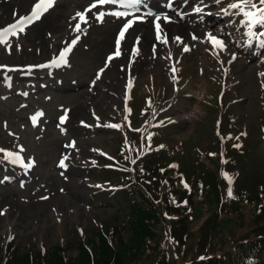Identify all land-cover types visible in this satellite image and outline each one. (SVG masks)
<instances>
[{
	"label": "rangeland",
	"instance_id": "obj_1",
	"mask_svg": "<svg viewBox=\"0 0 264 264\" xmlns=\"http://www.w3.org/2000/svg\"><path fill=\"white\" fill-rule=\"evenodd\" d=\"M230 1L147 0L140 15L151 10L172 22L161 21L157 39L154 16H145L121 41L118 57L116 41L125 21L106 15L101 22L96 16L125 9L98 5L89 11L97 0H56L40 20L0 45V66H6L0 67V149L18 153L31 165L19 168L0 153V257L11 240L20 255L37 254L91 232L96 224L126 223L129 210L113 188L104 186L108 179L119 183V177L99 175L98 167L108 168L119 157L124 133L157 123L170 149L178 144L206 149L216 139L220 120L225 130L248 134L255 125L259 131L264 125V37L249 36V28L245 33ZM36 2L0 0V29L30 15ZM78 23L80 32L75 31ZM210 37L223 41L224 49ZM70 46L68 63L54 66ZM144 100L150 105L146 114L139 111ZM78 105L84 110L73 121L70 110ZM62 117L68 119L62 122ZM260 132L250 149L263 163ZM143 145L148 143L142 138L129 150L140 153Z\"/></svg>",
	"mask_w": 264,
	"mask_h": 264
},
{
	"label": "trees",
	"instance_id": "obj_2",
	"mask_svg": "<svg viewBox=\"0 0 264 264\" xmlns=\"http://www.w3.org/2000/svg\"><path fill=\"white\" fill-rule=\"evenodd\" d=\"M220 123L206 149L185 144L170 149L157 126L133 135L134 143L144 137L163 150L140 158L139 150L130 156L122 143L118 155L124 168L101 170L99 175L119 177L116 192L130 212L126 223L96 224L37 254L20 255L10 242L0 264H260L264 162L253 159L250 146L261 129L252 125L241 134L245 131L225 130ZM186 150L190 156L181 157Z\"/></svg>",
	"mask_w": 264,
	"mask_h": 264
},
{
	"label": "snow or ice",
	"instance_id": "obj_3",
	"mask_svg": "<svg viewBox=\"0 0 264 264\" xmlns=\"http://www.w3.org/2000/svg\"><path fill=\"white\" fill-rule=\"evenodd\" d=\"M56 0H37V2L33 5V9L30 15L26 17L20 18L16 23H13L12 25H9L8 27L4 29H0V45H7L8 44V37L16 36L18 33H23L25 31V28L27 26H30L31 24L35 23L36 21L40 20V18L48 12L51 8L55 6ZM104 6V5H112L121 9H125V11H112V12H99L96 16V18L103 22V18L106 15H112L116 17L117 19H123L125 22L123 23L122 29L119 32V38L116 41V52L114 56L118 57L120 52V45L121 41L125 38V34L131 29L135 23L145 22V16H154L153 24L157 31V39H160V35L162 33V27H161V21L164 23H171V19L168 16H160L159 14H156L152 12L151 10L145 12L143 15H140V10L142 7H147V0H97L96 3H93L89 11H91L92 8H96L97 6ZM172 5L169 4L168 7H171ZM229 8L234 15H239L242 17L240 23L242 25H246L249 28V36H260L264 37V0H235V2L231 3L229 5ZM196 11L202 12V9L198 8ZM77 16L80 17V20L84 23H87V18L82 13H77ZM134 17V18H129ZM261 29L259 32L251 31L252 29ZM75 31L80 32L82 31L80 24L78 23L75 26ZM196 39V37H193ZM179 39V38H177ZM212 44L215 47H219L222 50L224 49L223 41L215 38L210 37ZM166 42V41H164ZM76 41H72V44L74 45ZM261 46L264 47V40L261 41ZM185 51H188L187 48L184 49ZM72 51V47H67L64 50H62L59 54V57L57 60H54L53 65L59 66L62 64H67V56ZM109 61L113 59V57L108 58ZM0 67H6V66H0ZM175 71V70H174ZM99 78V74L98 77ZM63 122V118H62ZM20 151H23L21 148ZM0 153L3 154L4 159H6L8 162L12 164H18L22 163V158L18 153H12L10 151H7L5 149H0ZM67 159V157H65ZM26 167H30L31 165H25ZM63 160L61 161V167H64ZM229 196H231V190H229ZM46 199V197H43ZM4 211L0 210V215H3Z\"/></svg>",
	"mask_w": 264,
	"mask_h": 264
},
{
	"label": "bare ground",
	"instance_id": "obj_4",
	"mask_svg": "<svg viewBox=\"0 0 264 264\" xmlns=\"http://www.w3.org/2000/svg\"><path fill=\"white\" fill-rule=\"evenodd\" d=\"M127 34H128V32L125 34V37L127 36ZM123 41H124V39H123ZM18 70H20V69H18ZM83 110H84V106H82V105H78V106H76L70 110L71 117H72L73 121H76L79 119Z\"/></svg>",
	"mask_w": 264,
	"mask_h": 264
}]
</instances>
